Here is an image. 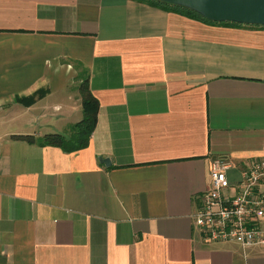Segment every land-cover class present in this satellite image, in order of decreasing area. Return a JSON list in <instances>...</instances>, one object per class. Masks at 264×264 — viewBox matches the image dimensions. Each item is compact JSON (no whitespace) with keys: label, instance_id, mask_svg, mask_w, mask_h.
Listing matches in <instances>:
<instances>
[{"label":"crops","instance_id":"0c3cea01","mask_svg":"<svg viewBox=\"0 0 264 264\" xmlns=\"http://www.w3.org/2000/svg\"><path fill=\"white\" fill-rule=\"evenodd\" d=\"M86 77L85 149L10 139L78 122ZM263 154L264 28L148 0H0V264H264L193 218L213 160Z\"/></svg>","mask_w":264,"mask_h":264},{"label":"built area","instance_id":"2783aa9c","mask_svg":"<svg viewBox=\"0 0 264 264\" xmlns=\"http://www.w3.org/2000/svg\"><path fill=\"white\" fill-rule=\"evenodd\" d=\"M209 178L193 215L202 240L264 247V154L239 168L232 161L213 160Z\"/></svg>","mask_w":264,"mask_h":264},{"label":"trees","instance_id":"16d2710c","mask_svg":"<svg viewBox=\"0 0 264 264\" xmlns=\"http://www.w3.org/2000/svg\"><path fill=\"white\" fill-rule=\"evenodd\" d=\"M148 1L154 5L164 8L165 10L199 20L203 23L234 27L245 26L235 23L211 22L188 9L170 5L167 3L157 2L155 0ZM252 27L264 28V26ZM78 93L81 97L82 117L78 122L69 127L67 133H51L45 134L41 137H36L35 135H12L10 136V139L14 141L25 142L27 144L38 145L40 147H55L61 149L66 153H74L85 149L88 146L90 137L96 127L99 103L90 92L87 77L81 80L78 86Z\"/></svg>","mask_w":264,"mask_h":264},{"label":"water","instance_id":"95a60500","mask_svg":"<svg viewBox=\"0 0 264 264\" xmlns=\"http://www.w3.org/2000/svg\"><path fill=\"white\" fill-rule=\"evenodd\" d=\"M193 11L215 23L264 26V0H155ZM110 165L109 159L101 161Z\"/></svg>","mask_w":264,"mask_h":264},{"label":"rangeland","instance_id":"374dc122","mask_svg":"<svg viewBox=\"0 0 264 264\" xmlns=\"http://www.w3.org/2000/svg\"><path fill=\"white\" fill-rule=\"evenodd\" d=\"M82 117V116H81ZM81 119V118H80ZM79 119V120H80ZM68 132V128L65 130V131H63V133H67ZM229 175H231V174H229Z\"/></svg>","mask_w":264,"mask_h":264}]
</instances>
